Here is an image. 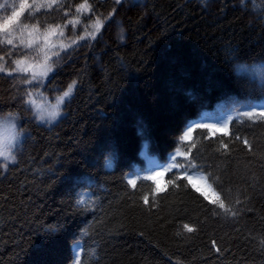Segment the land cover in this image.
Masks as SVG:
<instances>
[{"label": "trees", "instance_id": "obj_1", "mask_svg": "<svg viewBox=\"0 0 264 264\" xmlns=\"http://www.w3.org/2000/svg\"><path fill=\"white\" fill-rule=\"evenodd\" d=\"M84 1L21 23L67 25ZM87 4L108 18L94 39L32 84L0 73V115L27 132L0 163V264H264V117L235 111H264V0ZM73 82L60 120L30 117Z\"/></svg>", "mask_w": 264, "mask_h": 264}, {"label": "snow or ice", "instance_id": "obj_2", "mask_svg": "<svg viewBox=\"0 0 264 264\" xmlns=\"http://www.w3.org/2000/svg\"><path fill=\"white\" fill-rule=\"evenodd\" d=\"M116 3H121V0H116ZM241 3L243 4V0H241ZM53 6L59 8L62 7V5L57 4V0H33L32 4H29L27 0H21L18 6V10L16 5H7L6 3H0V9H3L5 11L8 10L9 7L12 8L11 14L4 16L2 19H0V51H4L6 55L10 58L16 51L19 49H31L35 52H37V56L39 57L40 53H43V60L42 62H33L32 59H30L29 53H22L20 55V58L15 60L6 61L5 56H0V73L7 72L8 75H12L13 73H28L31 72L32 75L30 78L26 76H21L25 83L32 84L34 81L38 80L39 78L47 76V73L51 71L50 66L47 64V61L51 58L48 54L49 50L56 48L57 45L52 42V37L54 36H63V31L61 30V26L57 25L55 27L48 25L46 28L41 31L40 28L37 25H29L27 23H19L20 17L24 15L25 10H28V14L24 16L25 20H30L35 18V14L40 11V9H49L53 8ZM89 6L87 4V0H85L84 3H81L76 8V13L80 14L82 10L87 9ZM65 16H67V13H65ZM91 19V17H88ZM79 21L76 19L70 20L69 23L75 25ZM64 27H67V25H64ZM97 31H99V23L96 25ZM92 35V34H90ZM92 38L94 39L95 36L92 35ZM80 39H85V37H80ZM75 43V41H74ZM10 46V47H8ZM60 50H64V45H60ZM54 55H59V52L53 53ZM8 63L9 65H15L14 68H6L5 64ZM75 86V82H73V85H70L68 87L67 91L63 92V96L59 98L60 102H63L65 97H70L73 89ZM27 96H31V93H26ZM30 101L26 100L25 103L28 104ZM237 116H244L249 119L260 116L264 117V111H255L254 107H249L247 110L241 111L240 109H235ZM59 114L58 111V105L53 106V110L49 111L47 113L48 117L52 120H54L57 115ZM43 115L39 117V119H43ZM232 119V117H228L225 121L220 122V125H212V124H196V128L201 129H207L209 132H221L226 131L228 128L227 121ZM13 128H15V125H12ZM193 128L190 126L188 128V131L184 135V139H188V137L192 134ZM239 139V137H237ZM244 144H248L247 140L243 141ZM224 147H227V145H224ZM0 157H3L5 160H11L12 162H15V156L11 155L10 152L6 151L2 145H0ZM3 167L6 169L7 164L3 165ZM168 169L166 168L165 171ZM155 174L145 177V179H154ZM189 183H192L191 177L188 178ZM127 183L133 187L136 186V180L129 179ZM207 198V197H205ZM145 202H147V197L144 198ZM219 207L225 208V205L223 202L219 204ZM226 211H230L229 209H226ZM185 228L188 229V231H192L191 228H188L187 225H185ZM86 234V233H85ZM76 264H80L79 259H77Z\"/></svg>", "mask_w": 264, "mask_h": 264}, {"label": "rangeland", "instance_id": "obj_3", "mask_svg": "<svg viewBox=\"0 0 264 264\" xmlns=\"http://www.w3.org/2000/svg\"><path fill=\"white\" fill-rule=\"evenodd\" d=\"M114 1H116V0H114ZM122 1H133L134 2L137 0H121V2ZM20 2H21V0H0V3H6L7 5H16L17 10H18V6H19ZM27 2L29 4H32L33 0H27ZM57 3H60V0H57ZM76 8L77 7H75V9L73 11V15H74L73 19H76L79 22L76 23L75 25H73V24L69 23L70 20H73L72 18H70L67 22V25H69V27H71V28L61 26V30L63 31V36L57 35V36H54L51 38L52 42L55 43L57 45V47L49 50V52H48L49 56L51 57L47 61V64L49 66H50L49 61L54 57L53 53L57 52V50H60L61 44L64 45V49H65L69 46L75 45L76 42L82 43V42H85V41L92 39V35L96 36L101 31L102 27L105 25L106 21L108 20V18L100 19V18L92 17L90 14V7L82 10V12L80 14L76 13ZM41 10H47V9L42 8V9H40V11ZM11 11H12L11 7H9L7 11L0 9V19H2L6 15H10ZM26 12H28L27 9L25 10V13ZM22 16L20 17L19 23H21ZM88 17H91V19H89ZM97 23H99V31H97V28H96ZM40 30L43 31V29H40ZM66 31L70 32L69 43H67V40H65V38H64ZM90 34H92V35H90ZM80 37H85V39H80ZM74 41H75V43H74ZM8 47H10V46H8ZM25 52L30 54V59H32L33 62H42L43 53H40L39 57L37 56V52H35L31 49H19L15 53H16V56L19 58V54L25 53ZM4 54H6V53L4 52ZM7 57H5V58H7ZM29 73H31V72H29ZM71 85H73V84H71ZM67 90H68V88H67ZM71 95H72V93H71ZM61 96H63V93L60 95L51 96V97H48V96L44 97L43 96L41 98H31L29 100L30 102L27 104V107L31 113L30 117L33 118V120L37 124L45 125L48 127L55 124L58 120H60L65 115V111L63 109V106L69 98V97H65L63 102H60L59 98ZM55 105H58L59 114L57 115V117L54 120H52L48 117L47 113L49 111H52L53 106H55ZM41 115H43V117H44L42 120L39 119V117ZM21 123H22V120L19 118V116L17 114H7V115H3V116L0 115V145H2L3 148L6 151L10 152L11 155H13V156H14V151L21 145L24 137L27 134V132L21 128ZM13 124L15 125V128L12 127ZM0 163L2 164V169L6 170L3 167V165L7 164V166H9L11 164H14L15 162H12L11 160H5L3 157H0Z\"/></svg>", "mask_w": 264, "mask_h": 264}]
</instances>
